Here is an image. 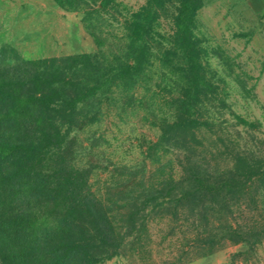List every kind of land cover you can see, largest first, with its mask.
<instances>
[{"label": "trees", "instance_id": "trees-1", "mask_svg": "<svg viewBox=\"0 0 264 264\" xmlns=\"http://www.w3.org/2000/svg\"><path fill=\"white\" fill-rule=\"evenodd\" d=\"M52 1L82 13L97 50L0 64V225L15 235L16 264H97L119 255L129 238L141 241L149 210L202 225L206 244L197 247L212 251L209 227L227 221L231 197L240 198L246 184L237 165L211 177L193 145L199 106L210 93L193 37L202 0H177L169 42L158 47L159 9L169 0H146L108 45L90 25L113 0ZM165 75L173 94H156ZM162 103L166 112L158 114ZM109 116L133 117L156 131L142 152L155 172L128 191L130 183L115 181L98 197L89 171L74 166L70 133ZM169 150L182 155L177 177L161 169Z\"/></svg>", "mask_w": 264, "mask_h": 264}, {"label": "rangeland", "instance_id": "rangeland-1", "mask_svg": "<svg viewBox=\"0 0 264 264\" xmlns=\"http://www.w3.org/2000/svg\"><path fill=\"white\" fill-rule=\"evenodd\" d=\"M241 1L202 0L193 27L201 74L210 92L199 106V130L193 145L211 177L235 165L245 173L246 190L240 198L231 197L227 221L209 227L214 249L208 253L206 248L198 249L206 244L202 225L196 223L193 228L183 218L170 222L167 213L147 210L141 241L129 238L119 255L97 264H264V0L250 1L255 16L244 14ZM12 3V10L22 15L29 9L24 1ZM145 3L113 0L94 16L90 28L108 45L123 29L125 19ZM3 9L0 6V64L93 54L97 50L81 23V12L57 6V13L37 18L38 23L32 25L27 23L28 17L19 18L20 29L13 32L14 22L3 19ZM177 9V0L165 1L159 9V36L153 46L169 42ZM163 83L164 90H156V94H173L169 75ZM157 106L158 114L166 112L165 104ZM156 135L133 117L109 116L81 132L70 133L76 139L72 145L74 166L89 171V184L98 197H104L105 188L115 181L130 183L125 188L128 191L133 182L153 169L142 152L145 143ZM178 159L182 155L176 150L164 155L161 169L166 175L177 177ZM115 192L111 191L113 198L122 196ZM118 204L111 206L116 210ZM2 220L0 217V223ZM13 240L14 233L0 225V264H16Z\"/></svg>", "mask_w": 264, "mask_h": 264}, {"label": "crops", "instance_id": "crops-1", "mask_svg": "<svg viewBox=\"0 0 264 264\" xmlns=\"http://www.w3.org/2000/svg\"><path fill=\"white\" fill-rule=\"evenodd\" d=\"M16 1H24L28 6V10H26L25 14H21L16 9L12 10V0H0V6L3 9L2 17L6 21L14 22L13 23V32H16L17 29H20V21L19 18L23 16L28 17V24H35L37 21L35 19H39L43 16H50L51 14L57 13L58 9L56 4L52 0H16ZM217 1V0H216ZM251 0H242L240 7L244 10V14L249 16H255L256 13L253 9H251ZM38 23V22H37ZM17 39H15L16 41Z\"/></svg>", "mask_w": 264, "mask_h": 264}]
</instances>
